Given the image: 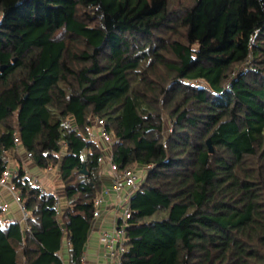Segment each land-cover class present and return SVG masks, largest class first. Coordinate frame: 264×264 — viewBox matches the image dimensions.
I'll list each match as a JSON object with an SVG mask.
<instances>
[{
  "label": "trees",
  "instance_id": "16d2710c",
  "mask_svg": "<svg viewBox=\"0 0 264 264\" xmlns=\"http://www.w3.org/2000/svg\"><path fill=\"white\" fill-rule=\"evenodd\" d=\"M2 65L0 176L21 145L58 167L67 206L19 169L29 216L0 223V264H64L65 242L79 264L102 190L92 119L119 170L150 165L121 264H264V0H0Z\"/></svg>",
  "mask_w": 264,
  "mask_h": 264
},
{
  "label": "crops",
  "instance_id": "0c3cea01",
  "mask_svg": "<svg viewBox=\"0 0 264 264\" xmlns=\"http://www.w3.org/2000/svg\"><path fill=\"white\" fill-rule=\"evenodd\" d=\"M92 129H94L92 130L94 139L100 144L97 134L98 128L95 121ZM16 152L19 158L10 157L7 170L16 173L19 169H22L30 182H32L33 178H37L39 183L45 188V192H53L57 195L60 198V212L58 211L60 216L62 209L67 206V201L64 196V188L59 177L58 167L49 165L44 170H40L32 161V156H29L21 145H17ZM100 174L102 190L98 196H102L103 202L99 206V215L93 218L88 238L84 245L83 253L86 255L87 264H108L106 248L100 243L99 234L101 231H109L112 229L120 213L119 201L121 197L128 192L127 189H123L120 195H115L111 191L112 178L109 173V166L106 162L102 163ZM16 194H18V192H16ZM13 221H18L21 227L26 225V222L22 219V209L14 193L0 185V223L2 226L6 227ZM57 253L64 264H69L68 242L63 243Z\"/></svg>",
  "mask_w": 264,
  "mask_h": 264
},
{
  "label": "built area",
  "instance_id": "2783aa9c",
  "mask_svg": "<svg viewBox=\"0 0 264 264\" xmlns=\"http://www.w3.org/2000/svg\"><path fill=\"white\" fill-rule=\"evenodd\" d=\"M97 125V134L99 143L102 149V154L98 157L99 162H106L109 166V173L112 178L111 191L115 195H120L123 189H127L128 192L120 199L119 203V215L117 216L115 223L111 230L101 231L99 234L100 243L106 248V257L108 258V264H121L120 256L124 251V242L126 240V227L128 225V219L131 216L132 208L130 207V197L133 192L139 188L143 182L145 176L139 177L135 171L126 168L119 170L117 166L112 162V154L110 151V138L108 133L104 129L102 120H95ZM31 156V154H29ZM145 171L150 168V165L143 167ZM16 177V173H12L9 170H4L0 176V185L6 187L14 193L16 199L19 202L18 194H16V188L13 182V178ZM35 187L39 189L41 193H45V188L39 183L37 178H33L31 182ZM103 202L102 196L96 197L94 204V216L99 215V206ZM60 199L55 195V205L58 207ZM22 209V219L26 222L28 212L25 211L22 204L19 202ZM79 264H87V258L84 253L80 256Z\"/></svg>",
  "mask_w": 264,
  "mask_h": 264
},
{
  "label": "rangeland",
  "instance_id": "374dc122",
  "mask_svg": "<svg viewBox=\"0 0 264 264\" xmlns=\"http://www.w3.org/2000/svg\"><path fill=\"white\" fill-rule=\"evenodd\" d=\"M240 68H243V66H241ZM92 121H93V124H94V121H95V120L92 119ZM92 130H94V129H92ZM167 130H168V128H167V122H166V120H165V133L167 132ZM130 169H132L133 171H135L136 174L139 175V177L145 176L146 173H147V171H145L144 168H140V167H139L138 165H136V164L131 165V166H130Z\"/></svg>",
  "mask_w": 264,
  "mask_h": 264
},
{
  "label": "water",
  "instance_id": "95a60500",
  "mask_svg": "<svg viewBox=\"0 0 264 264\" xmlns=\"http://www.w3.org/2000/svg\"><path fill=\"white\" fill-rule=\"evenodd\" d=\"M4 67H5V66L2 65V66L0 67V71H2V70L4 69ZM206 142H207V146H208L209 152H212V151H213V147H212V144H211V140L208 138V139L206 140ZM82 171L85 172V169L83 168Z\"/></svg>",
  "mask_w": 264,
  "mask_h": 264
}]
</instances>
